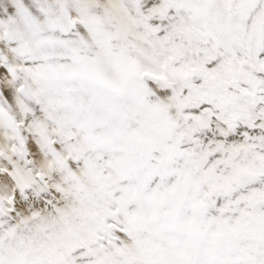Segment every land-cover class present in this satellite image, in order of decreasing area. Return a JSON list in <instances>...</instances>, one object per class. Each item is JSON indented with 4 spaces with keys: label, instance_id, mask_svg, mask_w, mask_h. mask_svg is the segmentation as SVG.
Masks as SVG:
<instances>
[{
    "label": "snow or ice",
    "instance_id": "snow-or-ice-1",
    "mask_svg": "<svg viewBox=\"0 0 264 264\" xmlns=\"http://www.w3.org/2000/svg\"><path fill=\"white\" fill-rule=\"evenodd\" d=\"M0 264H264V0H0Z\"/></svg>",
    "mask_w": 264,
    "mask_h": 264
}]
</instances>
